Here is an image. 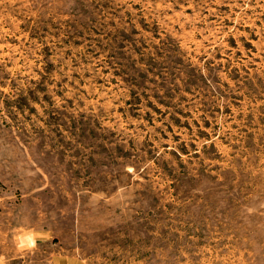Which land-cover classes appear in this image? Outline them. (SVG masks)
I'll return each instance as SVG.
<instances>
[{"label":"rangeland","instance_id":"1","mask_svg":"<svg viewBox=\"0 0 264 264\" xmlns=\"http://www.w3.org/2000/svg\"><path fill=\"white\" fill-rule=\"evenodd\" d=\"M264 264V0H0V264Z\"/></svg>","mask_w":264,"mask_h":264},{"label":"crops","instance_id":"2","mask_svg":"<svg viewBox=\"0 0 264 264\" xmlns=\"http://www.w3.org/2000/svg\"><path fill=\"white\" fill-rule=\"evenodd\" d=\"M62 261H63V263H68V264L71 263V262L74 263L73 259H71V258L70 259H66V260H62Z\"/></svg>","mask_w":264,"mask_h":264}]
</instances>
